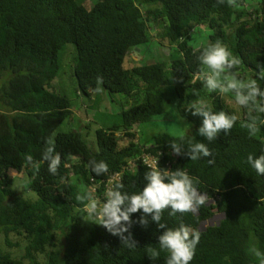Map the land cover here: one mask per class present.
I'll use <instances>...</instances> for the list:
<instances>
[{
	"label": "trees",
	"instance_id": "obj_1",
	"mask_svg": "<svg viewBox=\"0 0 264 264\" xmlns=\"http://www.w3.org/2000/svg\"><path fill=\"white\" fill-rule=\"evenodd\" d=\"M86 2L0 0V80L8 78L0 107V231L27 241L31 258L27 263L0 252V264H165L168 254L160 250L158 237L181 223L200 233L190 264H259L248 249L255 246L264 252V175L246 160L249 154H264V125L250 138L241 127L248 115L242 108L243 117H238L231 132H221L213 142L188 134L164 135L149 144L139 132L167 110L169 98L163 88L172 85L178 114L196 128L202 118L186 109L197 99L213 111L237 116L224 96L207 92L195 78L199 51L217 40L241 60L240 78L257 79L264 90L258 67L264 65V0H236L235 7L227 0L223 5L216 0H97L92 8ZM150 25L156 28L155 36ZM202 28L209 41L193 44L196 30ZM155 39L175 47L178 58L125 68L131 51L142 50ZM67 44L77 50V94L92 97L99 87L126 99L121 125L99 129L92 143L81 130H61L74 122L72 101L63 94L60 80V55ZM227 95L235 101L231 93ZM119 133L129 139L127 146L121 147ZM48 139L61 156L56 175L42 159ZM173 141L182 143L185 152L190 143H205L213 155L191 161L174 154ZM27 154L39 163L38 170L25 166ZM147 154L160 158L161 169H182L194 177L206 202L195 212L176 216L166 209L161 219L164 229L150 216L147 226H142L137 223L142 212L132 214L129 231L136 246L129 247L98 225L84 208L87 199L77 197L94 195L95 188L101 202H106L108 180L118 173L124 174L123 191H142L149 170L142 157ZM93 159L105 161L108 173L92 172ZM132 163L137 168L128 170ZM13 173L27 176L30 191L38 198L26 199L13 190ZM217 215L221 216L217 223L203 228ZM149 248L160 251L156 260L149 257Z\"/></svg>",
	"mask_w": 264,
	"mask_h": 264
},
{
	"label": "clouds",
	"instance_id": "obj_2",
	"mask_svg": "<svg viewBox=\"0 0 264 264\" xmlns=\"http://www.w3.org/2000/svg\"><path fill=\"white\" fill-rule=\"evenodd\" d=\"M217 5H223L225 0H216ZM229 6H237L236 0H227ZM181 39H183L181 37ZM199 70L195 78L203 83L209 93L218 92L222 97L231 93L236 105L247 110V120L242 122L241 127L246 129L249 137H255L264 125V90L261 89L257 79L240 78L239 67L241 60L235 56L227 45L217 40L209 43L199 51L197 57ZM260 68L259 79L264 80V65ZM97 84H102V78H97ZM96 91H100L97 87ZM198 95V93L196 92ZM187 111L193 116L202 118V124L198 128V134L207 141L213 142L223 132L229 134L233 129L238 117L230 115L223 110L213 111L203 100L197 99L187 106ZM174 154L185 155L191 161L212 157L208 145L201 142L190 143L188 150H183V144L173 141L170 143ZM25 166H31L38 170L39 163L33 160L32 155L24 157ZM42 159L48 163V171L56 175L61 164V156L56 152L53 140L46 141V147L42 153ZM209 164L214 162L210 159ZM246 162L258 175H264V154L254 156L249 154ZM91 171L97 176L108 173V164L95 159L89 161ZM145 173L147 181L142 191L128 193L123 191L124 184L119 181H110V187L104 193V201L95 197L91 192L86 197L78 196V200L87 199L84 205L90 217H94L112 235L120 236L123 244L134 247L136 242L132 239L129 231L133 221L131 215L142 212L137 223L147 226L148 217L156 222L161 229L166 224L161 223L162 215L166 209H170L169 215L176 216L178 213L185 214L195 212L197 208L206 202L205 195L198 191V181L190 176L185 170L177 169L170 171L150 165ZM124 233H128L127 236ZM160 250L167 252L165 264H190L195 255L196 246L200 241V233L189 226L181 223L178 227L169 228L158 237ZM249 254L254 256L259 264H264V252L252 246L248 249ZM149 257L156 260L160 251L149 248Z\"/></svg>",
	"mask_w": 264,
	"mask_h": 264
},
{
	"label": "rangeland",
	"instance_id": "obj_3",
	"mask_svg": "<svg viewBox=\"0 0 264 264\" xmlns=\"http://www.w3.org/2000/svg\"><path fill=\"white\" fill-rule=\"evenodd\" d=\"M97 0H87L86 4L89 8H92L96 4ZM152 28V33L155 36L157 34L154 25H150ZM196 35V36H195ZM194 35L193 44L207 43L209 40L208 33L205 29H198ZM155 39L147 47L142 50H133L129 53L127 60L125 62V68L132 69L136 66H141L144 64H151L156 62H169L174 58H178L179 54L175 52V47L168 44L160 45ZM61 66L62 71L60 75L61 87L63 88V94L67 95L72 101V111L74 113L73 119L74 124L70 126L67 124L61 129L63 131H77L81 130L86 139L92 143L96 139V131L99 129H108L116 125H121L122 123V105H126V99L118 97L115 95H110L108 92L101 89L99 93L91 96H81L77 94V84L78 80L76 78V65L75 61L77 59V50L75 46L67 44L61 51ZM8 78H3L0 80V107H1V90L6 85ZM174 86H169L163 88L167 93L169 98V105L167 110H165L163 115H158L154 118L153 122L148 125H143L140 129V137L143 141H147L149 144L154 141L157 137H162L164 135H171L174 137H183L188 134L198 136V128H196L188 120L183 119L178 114V100L174 94ZM227 104L230 108L235 110L237 117H243V109L236 105L235 101L230 99L228 95L224 96ZM128 108V107H127ZM137 140H140L139 134L137 133ZM119 138L121 147H125L128 144L129 139L124 133H119L117 135ZM13 190L25 194V198L36 199L38 196L30 191L29 179L27 176H21L18 173H13ZM74 184H77L82 191L81 184L72 176ZM95 197L97 192L95 188L91 189ZM101 200V199H100ZM221 219V216L217 215L212 221L208 222L203 228L217 223ZM4 230L0 231V252L9 253L19 260H24L29 263L31 261L30 256L27 252L28 242L22 238L17 237L16 234L6 235ZM12 244V248L8 246ZM40 261L44 262V258L40 257Z\"/></svg>",
	"mask_w": 264,
	"mask_h": 264
},
{
	"label": "built area",
	"instance_id": "obj_4",
	"mask_svg": "<svg viewBox=\"0 0 264 264\" xmlns=\"http://www.w3.org/2000/svg\"><path fill=\"white\" fill-rule=\"evenodd\" d=\"M142 161L148 167L150 165H155V164H157L158 167L160 166V158L153 157L152 155H148V154L147 155H144L142 157ZM134 167H135V164L132 163V166L128 167L127 169L128 170H132ZM135 168H137V167H135ZM123 175H124L123 173H118V174L114 175L113 177H111L108 180V183H107V186H106V190L110 187V183H109L110 181H119V182H121V180L123 178Z\"/></svg>",
	"mask_w": 264,
	"mask_h": 264
},
{
	"label": "water",
	"instance_id": "obj_5",
	"mask_svg": "<svg viewBox=\"0 0 264 264\" xmlns=\"http://www.w3.org/2000/svg\"><path fill=\"white\" fill-rule=\"evenodd\" d=\"M137 50H139V48H137ZM211 204H213V202H212ZM211 221H212V220H211ZM207 223H208V222H207ZM207 223H204V225H206ZM204 225H203V226H204Z\"/></svg>",
	"mask_w": 264,
	"mask_h": 264
}]
</instances>
